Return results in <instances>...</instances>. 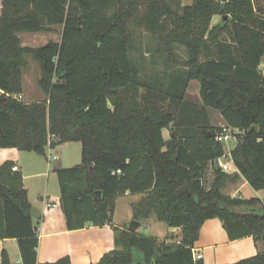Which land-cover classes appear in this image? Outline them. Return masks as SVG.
<instances>
[{
    "label": "trees",
    "instance_id": "obj_1",
    "mask_svg": "<svg viewBox=\"0 0 264 264\" xmlns=\"http://www.w3.org/2000/svg\"><path fill=\"white\" fill-rule=\"evenodd\" d=\"M145 3V5L143 4ZM255 0H3L0 14V147L46 155L49 146L80 141L82 162L56 169L69 229L111 224L116 200L146 193L135 218L156 213L181 239L115 227L118 248L95 264H205L193 248L207 219L219 218L231 240L264 242V199L223 192L231 175L219 165L222 129L239 128L231 150L235 177L264 189V8ZM216 15L221 17L213 25ZM62 26L60 41L22 45L18 33ZM148 31L175 65L169 86L143 81L131 57L133 27ZM178 48L187 52L178 62ZM39 66L42 101H24L23 69ZM177 73V74H176ZM200 82L202 103L186 98ZM170 129V136L163 134ZM14 162L0 165V239L18 241L22 264L38 261L32 204ZM215 178L207 186L206 175ZM234 177V176H233ZM98 191L101 194H98ZM1 264H12L6 250ZM225 264H264V250Z\"/></svg>",
    "mask_w": 264,
    "mask_h": 264
},
{
    "label": "crops",
    "instance_id": "obj_2",
    "mask_svg": "<svg viewBox=\"0 0 264 264\" xmlns=\"http://www.w3.org/2000/svg\"><path fill=\"white\" fill-rule=\"evenodd\" d=\"M1 12L0 8V14ZM219 18L220 16L216 15L213 21ZM0 91L2 90L0 89ZM222 121V126H226L224 118ZM165 130H168L170 135V129ZM73 142L80 141L49 146L46 155L20 150L16 147H0V165L5 161L14 162V166H17L16 171L23 175L29 201L40 214L39 217H32L39 237L38 261L42 263L55 262L62 257H69L71 264H95L99 262L104 254L118 248L115 242L117 234L115 227L130 229V223L136 219L134 205L147 196L146 193H126L119 196L116 200L111 224L94 225L87 223L83 228L69 229L61 202L62 191L56 169L71 167L70 163L68 165L65 163L68 160L65 150H71L72 147L76 150L77 146L71 144ZM233 171L236 172V170ZM239 180L241 185L238 189H234L236 194L233 197L237 193L241 194L240 197H244L242 189L249 184L242 175ZM255 192L256 197L264 199V189L255 190ZM136 220L141 223L136 230L138 233L145 234L140 231V228L145 225V229L152 232L145 235L155 236L160 240L166 236H174V240L178 241L181 239L182 228L168 226L166 222L158 219L156 213H152L148 218ZM160 223L165 225L162 234L155 232V227ZM263 244L261 241L256 242L252 236L231 240L222 220L216 217L205 221L201 229L200 239L195 247L204 254L206 264H225L256 255L259 251L264 250ZM4 250L9 254L12 264L18 262L22 264L17 239H0V264Z\"/></svg>",
    "mask_w": 264,
    "mask_h": 264
},
{
    "label": "rangeland",
    "instance_id": "obj_3",
    "mask_svg": "<svg viewBox=\"0 0 264 264\" xmlns=\"http://www.w3.org/2000/svg\"><path fill=\"white\" fill-rule=\"evenodd\" d=\"M145 1V0H143ZM173 8L178 9L179 4L185 5L190 4L193 0H169ZM256 6L259 10L264 8V0H255ZM145 5V3H143ZM3 0H0V8L2 10ZM220 19H217L212 22L213 25L218 24ZM52 29L41 30V31H22L18 33L22 40V45L26 46H41L49 41H60L62 26L55 25L51 27ZM134 32V42L133 48L131 50V57L134 63L137 65L140 71V76L143 81H146L148 84L155 86L157 89H166L169 86L172 70L179 69L183 66L175 65V62L169 58L167 54H161L158 52V43L153 38V36L143 28L133 27ZM175 56L180 61H185L187 58V52L184 48H178L176 50ZM30 63L23 69V87L24 91L22 93L23 97L21 98L24 101H42L45 99V94L43 90L38 85V78L40 76V69L38 64L30 57H27ZM261 68H264V59L261 65ZM177 74V73H176ZM2 91H0L1 93ZM186 98L195 102L202 103L201 94H200V82L198 80H191L189 82ZM210 116L212 118L213 125L216 128L222 129L223 117L221 112L217 109L210 108ZM164 136H170L169 131L165 130L163 132ZM236 139H231L229 143L224 144L225 153H228L231 149L236 146ZM73 146L76 145V150L72 147L71 150H65L67 156L66 160L67 165L70 163V166L78 165L82 162L81 154V142L71 143ZM224 162L226 158H223ZM227 172V171H225ZM231 175V178L225 183L223 187V192L227 195L234 196L236 194L234 189H238L241 185L240 176L235 177V172H227ZM234 176V177H233ZM215 178L214 172L209 168L206 179L207 186H210ZM256 189H254L250 184H247L242 189V194L246 198L256 196ZM240 193H237L236 196H240ZM122 212V211H121ZM123 214V212L121 213ZM163 223L158 224L155 227V232L162 234L164 231ZM142 233L148 234L152 233L151 230H146L145 225L140 228ZM262 242V241H261ZM264 242H262L263 244ZM264 247V244L262 245ZM196 248V247H195ZM203 255L204 254L200 251ZM205 262V260H204ZM17 264H21L18 262ZM206 264V263H205Z\"/></svg>",
    "mask_w": 264,
    "mask_h": 264
},
{
    "label": "built area",
    "instance_id": "obj_4",
    "mask_svg": "<svg viewBox=\"0 0 264 264\" xmlns=\"http://www.w3.org/2000/svg\"><path fill=\"white\" fill-rule=\"evenodd\" d=\"M15 97H19L21 99L23 97V95L19 94V95H16ZM240 132H241V130L239 128H232L229 126H224L222 128V130L216 134V137L223 144L229 143L232 138L236 139V142H237V140H238L237 134ZM231 150L228 151V153H225L224 156L220 157L218 160L221 168L227 172L232 171V170H237V168L235 167L234 162L232 160ZM223 158H226L225 162H224ZM13 170H17V166H13ZM193 254H194L195 260L203 258V255L196 248H193Z\"/></svg>",
    "mask_w": 264,
    "mask_h": 264
},
{
    "label": "water",
    "instance_id": "obj_5",
    "mask_svg": "<svg viewBox=\"0 0 264 264\" xmlns=\"http://www.w3.org/2000/svg\"><path fill=\"white\" fill-rule=\"evenodd\" d=\"M223 1H227V0H223ZM209 134L211 136H216V133L210 132ZM98 194H101V192L98 191ZM31 214H32V216H36V217H39L40 216V214H38L37 210L34 207L31 208ZM140 225H141L140 221L134 219L130 223V230L131 231H136L140 227Z\"/></svg>",
    "mask_w": 264,
    "mask_h": 264
}]
</instances>
